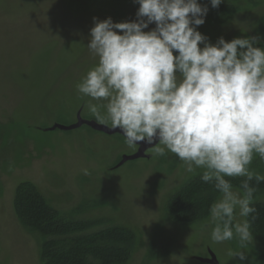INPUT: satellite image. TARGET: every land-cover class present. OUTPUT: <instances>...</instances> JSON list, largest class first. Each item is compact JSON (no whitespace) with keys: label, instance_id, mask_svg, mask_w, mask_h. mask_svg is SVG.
<instances>
[{"label":"rangeland","instance_id":"374dc122","mask_svg":"<svg viewBox=\"0 0 264 264\" xmlns=\"http://www.w3.org/2000/svg\"><path fill=\"white\" fill-rule=\"evenodd\" d=\"M198 2L209 11L197 30L211 43L256 36L255 46L264 47V0H222L218 8ZM138 7L134 0H0V264H43V237L22 222L17 206L27 182L61 216L100 221L87 232L125 228L124 240L134 242L126 264H264L253 224L243 249L237 239L211 240L209 207L219 193L201 180L203 169L188 173L175 154L150 155L152 145L143 142L129 147L120 129L88 110L89 102H106L77 90L97 63L86 47L93 18L132 21ZM250 169L264 175V160L255 156ZM228 179L239 188L245 178ZM250 184L254 203H264V181ZM196 194L207 197L196 206L200 216L174 220L171 201L195 204ZM241 250L243 262L230 255Z\"/></svg>","mask_w":264,"mask_h":264},{"label":"clouds","instance_id":"9594fccd","mask_svg":"<svg viewBox=\"0 0 264 264\" xmlns=\"http://www.w3.org/2000/svg\"><path fill=\"white\" fill-rule=\"evenodd\" d=\"M134 3L135 20L93 18L86 47L97 63L77 90L106 102L88 110L120 129L129 147L143 142L150 155L175 154L188 173L203 169L201 180L219 193L209 207L211 240L237 239L243 249L253 241L247 217L256 213L250 182L264 181L250 169L255 156L264 160V47L256 36L211 43L197 30L209 11L198 0ZM221 3L210 0L212 8ZM235 177L245 178L239 188L228 179ZM230 255L246 259L243 250Z\"/></svg>","mask_w":264,"mask_h":264},{"label":"trees","instance_id":"16d2710c","mask_svg":"<svg viewBox=\"0 0 264 264\" xmlns=\"http://www.w3.org/2000/svg\"><path fill=\"white\" fill-rule=\"evenodd\" d=\"M199 195H195L197 197L195 204L192 202L186 204V200L182 198L172 200L171 217L174 220L199 217L196 206L201 199L207 198ZM203 196L205 198H202ZM45 199L42 191L31 182H27L24 190L17 196L20 219L32 232H38L43 237L41 251L43 264H126L134 242L132 244L124 240L127 234L125 228L106 227L87 232L88 228L94 227L100 221L61 216L60 211L48 204ZM252 206L256 208L252 224L261 230L264 240V203L255 202ZM202 210L200 209L199 213ZM77 228L80 232L73 233L72 231Z\"/></svg>","mask_w":264,"mask_h":264}]
</instances>
